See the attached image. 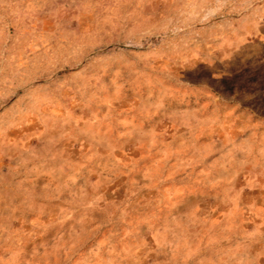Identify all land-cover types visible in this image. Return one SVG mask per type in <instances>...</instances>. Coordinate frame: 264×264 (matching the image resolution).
I'll return each mask as SVG.
<instances>
[{"label": "rangeland", "instance_id": "374dc122", "mask_svg": "<svg viewBox=\"0 0 264 264\" xmlns=\"http://www.w3.org/2000/svg\"><path fill=\"white\" fill-rule=\"evenodd\" d=\"M190 2L0 0V264H264V0Z\"/></svg>", "mask_w": 264, "mask_h": 264}, {"label": "clouds", "instance_id": "9594fccd", "mask_svg": "<svg viewBox=\"0 0 264 264\" xmlns=\"http://www.w3.org/2000/svg\"><path fill=\"white\" fill-rule=\"evenodd\" d=\"M228 6V0H211L210 3L203 7L197 0L191 2L180 10L179 13L169 22H167V30L160 35L167 37H181L191 25L194 23H208L217 17ZM149 35L155 36L156 32Z\"/></svg>", "mask_w": 264, "mask_h": 264}]
</instances>
